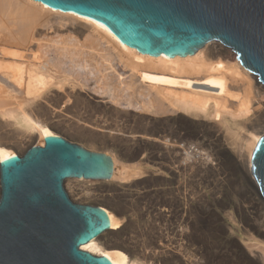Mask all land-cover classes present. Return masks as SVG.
Masks as SVG:
<instances>
[{"label":"bare ground","instance_id":"bare-ground-1","mask_svg":"<svg viewBox=\"0 0 264 264\" xmlns=\"http://www.w3.org/2000/svg\"><path fill=\"white\" fill-rule=\"evenodd\" d=\"M66 128L115 149L104 151L108 179L65 182H85L71 185L75 195L98 182L113 192L103 194L109 228L82 249L113 264H264L253 173L264 84L232 48L212 40L185 56L145 53L95 18L0 0V163ZM235 173L257 198L223 194Z\"/></svg>","mask_w":264,"mask_h":264},{"label":"water","instance_id":"water-1","mask_svg":"<svg viewBox=\"0 0 264 264\" xmlns=\"http://www.w3.org/2000/svg\"><path fill=\"white\" fill-rule=\"evenodd\" d=\"M95 18L145 53L185 56L218 40L264 84V0H35ZM264 198V136L253 159ZM111 156L62 135L0 163V264H113L82 249L109 228L102 205L80 203L68 178L108 179Z\"/></svg>","mask_w":264,"mask_h":264},{"label":"rangeland","instance_id":"rangeland-1","mask_svg":"<svg viewBox=\"0 0 264 264\" xmlns=\"http://www.w3.org/2000/svg\"><path fill=\"white\" fill-rule=\"evenodd\" d=\"M66 130L65 129L61 130L58 133L60 135L64 136L65 138H67L68 140L76 142L78 144H81L82 146H84L90 150L101 151V152L109 150L110 152L111 151L115 152V149L113 148V146H107V145L103 144V142H100V141L89 140L84 135L79 134L74 129L68 130L66 128ZM72 130L74 131V133ZM90 144H92L93 147ZM244 177L245 176L241 175V173H235L233 176H231L228 179V181L225 184L224 193H223L228 199L235 200V201L239 202L240 200L252 199V197H254L255 195H256L255 198L258 197L256 185L250 183L246 179V177L245 178ZM69 183L66 184L65 186H66V188L69 189L68 192L70 191L69 194L75 201L80 202V203H90V204L102 205L104 207L110 208V206H109L110 202H109V200H107L106 196L103 194H106V193L112 194L113 192H111V191L109 192L106 182H98L96 185L98 186L99 191H96L94 194L91 193L90 195L89 194H86V195L83 194L84 196H82L81 194L75 195L73 193L72 186H78L79 187L80 184H83L85 182H83V181L77 182L76 180H73ZM137 207H138V205L134 204L131 213L129 212L133 216L135 215L134 216L135 219H138L135 223L136 225L134 224L135 226L140 225V223H142L140 221V218H139V210ZM257 209L259 212V204H257ZM150 221L152 222L151 219H150ZM137 222H139V223H137ZM151 226L152 227L149 228L150 234L147 233V235H143L141 237L142 242L146 246L147 250H150L151 248L155 247V244H156V237L155 236L157 234L154 232L157 231L158 226L154 225V223H151ZM219 237H220V235H219Z\"/></svg>","mask_w":264,"mask_h":264}]
</instances>
